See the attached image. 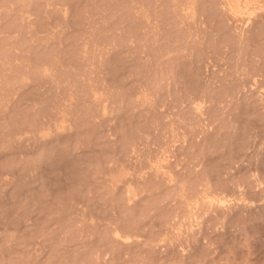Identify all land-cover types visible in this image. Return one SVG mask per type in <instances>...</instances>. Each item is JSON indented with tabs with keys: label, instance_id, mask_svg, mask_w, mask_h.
<instances>
[{
	"label": "rangeland",
	"instance_id": "374dc122",
	"mask_svg": "<svg viewBox=\"0 0 264 264\" xmlns=\"http://www.w3.org/2000/svg\"><path fill=\"white\" fill-rule=\"evenodd\" d=\"M0 264H264V0H0Z\"/></svg>",
	"mask_w": 264,
	"mask_h": 264
},
{
	"label": "bare ground",
	"instance_id": "6f19581e",
	"mask_svg": "<svg viewBox=\"0 0 264 264\" xmlns=\"http://www.w3.org/2000/svg\"><path fill=\"white\" fill-rule=\"evenodd\" d=\"M241 1V0H240ZM245 1V0H244ZM248 3V2H247ZM258 6V5H257ZM245 7V6H244ZM246 13H248V12H246ZM252 14V13H251ZM248 16H250V14L248 15Z\"/></svg>",
	"mask_w": 264,
	"mask_h": 264
}]
</instances>
